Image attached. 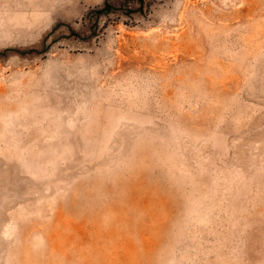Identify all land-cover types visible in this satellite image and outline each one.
<instances>
[{"label": "rangeland", "instance_id": "obj_1", "mask_svg": "<svg viewBox=\"0 0 264 264\" xmlns=\"http://www.w3.org/2000/svg\"><path fill=\"white\" fill-rule=\"evenodd\" d=\"M0 264H264V0H0Z\"/></svg>", "mask_w": 264, "mask_h": 264}]
</instances>
